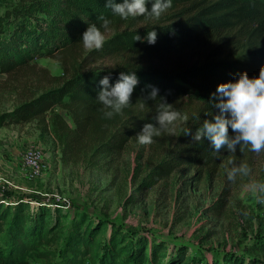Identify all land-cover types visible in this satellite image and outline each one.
Masks as SVG:
<instances>
[{"label": "trees", "instance_id": "16d2710c", "mask_svg": "<svg viewBox=\"0 0 264 264\" xmlns=\"http://www.w3.org/2000/svg\"><path fill=\"white\" fill-rule=\"evenodd\" d=\"M1 7L0 74L6 76L30 69L37 57L64 60L66 55H74L84 46L80 37L87 24L101 26L102 15L111 21L109 30L124 29L105 40L101 48L86 52L56 87L1 114L0 127L39 119L63 162L97 168L101 160L110 164L144 123L155 122L159 98L151 100L148 93L156 87L188 120L178 131L165 130L153 138L151 148L159 158L139 184L141 194L173 173L193 187L215 180L235 165L251 162L257 154L264 158V150L256 153L243 145L235 153L222 148L216 155L207 139H192L203 120L210 118L206 113L218 111L208 102L217 84L243 71L249 77L257 76L264 65V0H172L171 7L157 19H122L105 6V0L0 1ZM140 24L143 27L136 28ZM153 27L155 44L134 40L136 33L143 37ZM175 52L192 62L175 72L88 68L98 60L123 54L161 57ZM122 71L136 72L139 83L131 104L109 118L97 99L99 80L110 73V84L114 83ZM185 127L191 134L184 135ZM225 205L219 199L205 213L218 215ZM68 208L35 197L0 193V264H30L31 258L50 261L52 257H56L52 264H208L203 253L190 254L186 246L170 251L164 243L148 242L146 237L123 232L115 223L85 210ZM257 242L264 252V237ZM232 264H244V260L235 258ZM249 264L259 263L253 260Z\"/></svg>", "mask_w": 264, "mask_h": 264}, {"label": "rangeland", "instance_id": "374dc122", "mask_svg": "<svg viewBox=\"0 0 264 264\" xmlns=\"http://www.w3.org/2000/svg\"><path fill=\"white\" fill-rule=\"evenodd\" d=\"M141 27L142 24L136 28ZM123 29L105 32V40ZM91 49L83 46L64 60L37 57L30 69L12 76L0 74V115L56 87ZM191 62L181 52L161 57L123 54L98 60L88 68L131 67L175 72ZM186 102L184 97V105ZM38 120L0 127V174L8 182L0 180V193L11 192L67 205L68 209L85 210L115 223L123 232L134 231L148 242L164 243L170 251L186 246L190 254L203 253L208 264H232L235 258L244 260V264L253 260L264 264V252L258 249L257 242L259 237H264V202L248 189L253 180L264 181L261 154L247 163L250 168L247 176L238 174L229 180L228 169L215 180L189 187V183L178 179V173H173L141 194L138 186L159 158L151 144H139L135 136L110 164L101 160L97 168H88L80 162H63L59 148ZM182 125L183 121H178L175 129L178 131ZM29 146L40 148L48 163V170L37 180H27L21 170L22 153ZM219 199L225 200V208L218 215L205 213ZM30 261V264H52L56 257L50 261L35 258Z\"/></svg>", "mask_w": 264, "mask_h": 264}, {"label": "clouds", "instance_id": "9594fccd", "mask_svg": "<svg viewBox=\"0 0 264 264\" xmlns=\"http://www.w3.org/2000/svg\"><path fill=\"white\" fill-rule=\"evenodd\" d=\"M150 4V7L148 6ZM172 5V0H105V6L122 19L145 16L153 19L159 18ZM102 25L87 24L86 30L81 34L80 40L86 48H101L105 41L104 31L109 30L110 19L100 16ZM135 41H146L155 44L157 31L153 27L145 36L136 33ZM111 74L104 75L99 80L101 86L97 99L105 106V116L112 117L121 113L131 104V97L139 83L136 72L122 71L118 79L110 84ZM148 98H159L155 122H146L135 135L139 144H151L153 138L160 136L162 131L173 132L178 121H187L188 116L182 115L172 107L166 96L159 95V89L151 87ZM216 112H208L199 128L195 130L192 139L202 141L207 139L213 152L219 155V150L226 148L235 153L238 146H248L256 153L264 150V65L259 69L257 76L249 77L246 71L234 74V79L217 84L214 92L210 93L208 101ZM145 104L141 102L140 107ZM231 130V131H230ZM184 135L191 134L189 127L184 128ZM250 168L246 163L233 166L227 172L229 180L239 175H249ZM248 189L264 202V181L253 180Z\"/></svg>", "mask_w": 264, "mask_h": 264}, {"label": "built area", "instance_id": "2783aa9c", "mask_svg": "<svg viewBox=\"0 0 264 264\" xmlns=\"http://www.w3.org/2000/svg\"><path fill=\"white\" fill-rule=\"evenodd\" d=\"M21 170L27 180H37L43 177L48 170V163L40 148L29 146L24 150L21 157ZM0 180L1 182L8 183L2 180L1 174Z\"/></svg>", "mask_w": 264, "mask_h": 264}]
</instances>
